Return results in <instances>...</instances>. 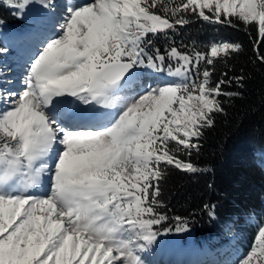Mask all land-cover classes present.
<instances>
[{"label":"snow or ice","instance_id":"6c2138e0","mask_svg":"<svg viewBox=\"0 0 264 264\" xmlns=\"http://www.w3.org/2000/svg\"><path fill=\"white\" fill-rule=\"evenodd\" d=\"M0 2L21 16L33 0ZM36 2L50 20L41 22L22 90L0 76V264H148L141 253L169 219L166 173L206 170L193 152L224 112L220 97L238 95L223 86L244 79L226 71L212 80L215 59L240 52V43L162 52L149 35L191 16L234 18L256 27L264 63V0H69L60 14L54 0ZM145 69L171 79L137 84ZM79 104L110 111L100 122ZM175 220L176 231L187 229ZM256 227L236 264H264V220Z\"/></svg>","mask_w":264,"mask_h":264},{"label":"trees","instance_id":"16d2710c","mask_svg":"<svg viewBox=\"0 0 264 264\" xmlns=\"http://www.w3.org/2000/svg\"><path fill=\"white\" fill-rule=\"evenodd\" d=\"M189 19L187 25L167 34H150L154 47L162 52L172 45L207 52L213 42L240 43V52L215 59L212 80L226 71L230 78L244 79L223 86L238 95L220 97L224 112L215 114L214 125L204 129L199 151L193 152V160L206 170L186 173L171 168L166 173L162 199L169 219L164 225H174L179 216L187 220L198 243L216 246L238 234L239 244L249 249L257 233V224L250 218L264 219V63L254 51L257 29L234 18L231 25L197 16ZM16 20L6 3L0 2V31ZM259 50L264 52V43ZM205 204L214 208L205 209Z\"/></svg>","mask_w":264,"mask_h":264},{"label":"rangeland","instance_id":"374dc122","mask_svg":"<svg viewBox=\"0 0 264 264\" xmlns=\"http://www.w3.org/2000/svg\"><path fill=\"white\" fill-rule=\"evenodd\" d=\"M54 2L57 5L56 13L60 14L65 10V5L69 0H54ZM10 10L13 13L16 11L12 8ZM16 17L17 20L13 24H6L5 28L0 31V48L7 49L6 53L0 55V76L12 82L11 88L13 90L19 91L22 90L27 58L34 50L39 33L44 28L41 22L49 21L50 16L47 9L40 6L36 0H33V3L25 9L24 14L21 16L16 15ZM168 79H171V77L159 75L152 70L145 69L137 72L136 82L144 86H155L157 83ZM5 86L7 87V85ZM79 108H86L90 110L89 113H92V110L104 117L110 111L101 106L89 107L82 104ZM261 157H264V154H261ZM43 190V187H41L37 189V193ZM250 219L256 224L261 221L255 216ZM177 225L178 222L172 226L163 224L162 228L156 226L160 228V235L153 242L152 248L157 254H150L151 249H146L145 252L141 253L148 264H166L165 259H175L176 257L180 259V262H184H181V264H186L185 262L188 260H193L189 264H236L238 259L249 250L239 244L238 234L231 235L225 242L221 244L218 242L215 244L217 246L211 247L196 242L189 227L183 231H176ZM164 228H171V231L165 232ZM159 255L163 259H159ZM151 256H154L153 260L155 262L152 261Z\"/></svg>","mask_w":264,"mask_h":264},{"label":"bare ground","instance_id":"6f19581e","mask_svg":"<svg viewBox=\"0 0 264 264\" xmlns=\"http://www.w3.org/2000/svg\"><path fill=\"white\" fill-rule=\"evenodd\" d=\"M83 105V104H82ZM81 106V104H79V107ZM79 111L85 116V115H91L93 118H96V117H102V116H100V115H98V113L97 114H95V113H89L90 112V110H87L86 108H79ZM151 259H152V261L153 262H155V260H153L154 259V256H151L150 257ZM164 261H166L168 264H180L181 262H180V259L179 258H175V259H170V258H167L166 260H164ZM164 261H162V262H164ZM183 263V262H182Z\"/></svg>","mask_w":264,"mask_h":264}]
</instances>
